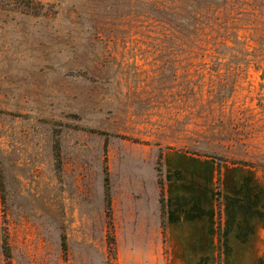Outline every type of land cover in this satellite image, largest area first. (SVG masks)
Segmentation results:
<instances>
[{"label": "rangeland", "instance_id": "rangeland-1", "mask_svg": "<svg viewBox=\"0 0 264 264\" xmlns=\"http://www.w3.org/2000/svg\"><path fill=\"white\" fill-rule=\"evenodd\" d=\"M167 149L264 165V0H0V264H166Z\"/></svg>", "mask_w": 264, "mask_h": 264}, {"label": "crops", "instance_id": "crops-1", "mask_svg": "<svg viewBox=\"0 0 264 264\" xmlns=\"http://www.w3.org/2000/svg\"><path fill=\"white\" fill-rule=\"evenodd\" d=\"M161 154L164 217L156 200L154 228L138 232L164 247L166 264H264V165Z\"/></svg>", "mask_w": 264, "mask_h": 264}, {"label": "trees", "instance_id": "trees-1", "mask_svg": "<svg viewBox=\"0 0 264 264\" xmlns=\"http://www.w3.org/2000/svg\"><path fill=\"white\" fill-rule=\"evenodd\" d=\"M156 168H157V172H158V175H159L158 182H159L160 186L162 187L163 181H164V178H163V170L158 165H157ZM160 174H161V177H160ZM218 180H219V178H218ZM105 200H106V212L109 214L110 213V193H109L108 187L105 188ZM217 200L218 201L220 200L219 183L217 185ZM164 212H165L164 205H162V208H161L162 215H164ZM60 243H61V246L63 248L66 247L67 242H66V238H65L64 234H61V236H60Z\"/></svg>", "mask_w": 264, "mask_h": 264}]
</instances>
